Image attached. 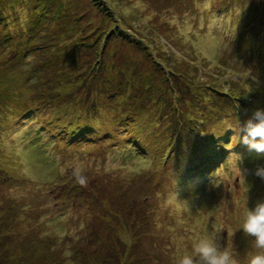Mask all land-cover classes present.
<instances>
[{
	"label": "rangeland",
	"instance_id": "obj_1",
	"mask_svg": "<svg viewBox=\"0 0 264 264\" xmlns=\"http://www.w3.org/2000/svg\"><path fill=\"white\" fill-rule=\"evenodd\" d=\"M116 3L137 46L96 40L97 0H0V264H82L95 244L90 254L102 264H173L178 242L187 248L213 230L243 264L239 227L246 203L264 197L254 174L264 151L241 148L228 126L264 107V0ZM15 37L29 51H16V61ZM189 59L196 72L186 70ZM177 68L189 72L193 93L169 73ZM203 80L237 99L202 90L194 116L212 105V120L193 123L194 134L186 128L162 163L137 153L140 132L179 125L155 100L191 102ZM218 142L221 159L207 162L221 168L192 170ZM172 192L178 201L166 203Z\"/></svg>",
	"mask_w": 264,
	"mask_h": 264
},
{
	"label": "trees",
	"instance_id": "obj_2",
	"mask_svg": "<svg viewBox=\"0 0 264 264\" xmlns=\"http://www.w3.org/2000/svg\"><path fill=\"white\" fill-rule=\"evenodd\" d=\"M99 1L100 2H98V0H97L98 8H99L98 11H100V13H101L100 15L103 18L102 19L103 25L97 26L95 31L92 33L95 35L96 40L104 35V37L110 36L111 38H113L114 41L126 40L129 43L136 44V46H137V39H135L134 35L132 33L128 32L124 27L125 20L123 21L124 23H122L120 21L123 16L120 15V13H122V11H119L120 7L116 3V0H99ZM254 7H255L254 8V14H257V12L259 11V7H256V6H254ZM108 28L109 29L113 28L111 34H108ZM261 29H263V27ZM117 30H121V32H118ZM257 36L259 37V34ZM249 38H250L249 42L251 44L253 43L254 45H257L256 41L258 38L256 40H254L255 37L254 38L249 37ZM22 39H23V37H21V38L15 37V40L17 41V45L15 46V50L13 52L14 53L13 60H15V61H16V56H15L16 51L18 53H20V52L27 53V54L29 53L28 50H23V49L19 48L22 45ZM138 44L142 45L144 48H147L149 50V53L152 55V52H151L152 48H151V45L150 46L148 45V42L143 43L141 41V43H138ZM262 51L264 52L263 48H262ZM11 61H12V58H11ZM194 63H195L194 61L189 59V61L187 62L188 65L186 66V70L191 71V72L195 71L197 68L193 65ZM186 70L184 69V72H183V71L178 70V68H177V69L173 70V72L171 71L169 73L178 79L183 77V79L181 78V81L183 83H185L184 78H185V76H187L189 74V72H187ZM23 74H27V73H25L24 71L20 72V75H23ZM23 76H26V75H23ZM76 78H79V77L77 76ZM167 79H169V78H167ZM204 82L205 81L203 80L201 85H197L196 91H199V93L197 95L193 96V100L191 102L184 100L180 96H178V97L175 96L173 98L172 106L170 105L171 100H169V97L163 98L161 100H155V102H154L155 104H157V105L162 104L163 105V107L165 108L166 114L168 116L171 115V117H172L174 114L178 119H180L179 125L174 127L173 125H171V122H170V125H171L170 128L164 130L163 135H160V136L157 135V131L146 132L143 130L142 132H140L142 137H141V139L140 138L139 139L145 140L146 145L141 146L139 140L137 139V153L142 154V155L152 153L155 160H157L159 163H162V161L165 158H171L172 157L171 155H165L162 152L165 150L173 151V147L176 144V142H174V141L179 140V139H183L184 134H187L186 128H190V131L188 132V134H194L196 127H191L193 125V123L198 122L200 119L201 124H207L210 120H212L214 118V111H215L212 105H210V106L206 105L205 108H203V110L201 112L199 111V109L196 110L197 113L200 112L201 118H199V116H194V114L196 112H195V109L192 108V104L195 102V100H197V98L199 97L200 92L202 90L208 89L209 91H214V92L218 93L220 95V97L222 96L221 99H229V100L237 99L234 96L230 95V93H228L226 91L220 92V91L216 90L214 87H212L210 84H206V82L205 83ZM168 83H171V81L168 80ZM185 84H186L185 86L188 88L189 92L193 93V90L195 87H193L192 84H189V82L185 83ZM204 84H205V86H203ZM168 85H171V84L166 85L165 90L167 92H168V90H170V88H168ZM67 86H69V85H67ZM202 86H203V88H202ZM178 88L182 89L183 86H179ZM171 90L175 92V89L173 87H171ZM226 106L227 105L224 103L221 105V108L224 109ZM185 117H186V121H187L186 127L180 128L181 127V120L185 119ZM184 123H186V122H184ZM3 124H5V123H3ZM137 134H139V133H137ZM153 138H156V143H158V144L152 147L150 145L151 143L147 144V141H149L150 139L152 141ZM222 138H223V136H222ZM167 141H169V142H167ZM222 144H223V142H218L214 145H211V149L213 150V153L212 154H210L209 152L205 153L204 156H201L194 163L199 164V163L207 162V161L212 160V159H217L219 161L221 159V153H222L221 150L223 149L221 146ZM151 148H153V149L150 151ZM159 152H160V154H158ZM206 155H208V156H206ZM180 163H181V161H180ZM101 245H102V243L98 244L97 247L100 248ZM87 248H88V250H91L90 253L97 251L96 244L93 247L88 246ZM106 252L108 253V251H106ZM90 253L87 254L86 257H82V264H102L100 258H98V257H96ZM97 253H98V251H97ZM108 261H109V259H108ZM111 263H113V260ZM118 264H120L119 260H118Z\"/></svg>",
	"mask_w": 264,
	"mask_h": 264
},
{
	"label": "clouds",
	"instance_id": "obj_3",
	"mask_svg": "<svg viewBox=\"0 0 264 264\" xmlns=\"http://www.w3.org/2000/svg\"><path fill=\"white\" fill-rule=\"evenodd\" d=\"M228 128L235 130L232 138H235L236 143L243 142L251 149L264 151V107H257L243 123L237 119L236 125L230 124ZM236 165L240 168L239 159ZM254 174L264 180V165H258ZM76 176L80 183L84 182L79 169L76 170ZM174 199L177 200L176 195L169 193L166 203H172ZM243 213L239 230L248 238L243 264H264V197L258 198L252 206L246 203ZM176 246L178 251L173 264H242L231 240L222 245L219 233L215 230L204 231L193 237L187 248L182 241Z\"/></svg>",
	"mask_w": 264,
	"mask_h": 264
}]
</instances>
